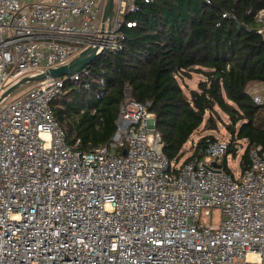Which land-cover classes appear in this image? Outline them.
<instances>
[{"label":"built area","instance_id":"built-area-1","mask_svg":"<svg viewBox=\"0 0 264 264\" xmlns=\"http://www.w3.org/2000/svg\"><path fill=\"white\" fill-rule=\"evenodd\" d=\"M107 1L0 0V98L88 49L117 50L138 0H115L105 34ZM85 69L0 102V264H264V146L239 173L226 162L242 161L245 140L173 164L150 104L126 86L111 141L82 151L54 102ZM247 94L264 107V84Z\"/></svg>","mask_w":264,"mask_h":264},{"label":"trees","instance_id":"trees-1","mask_svg":"<svg viewBox=\"0 0 264 264\" xmlns=\"http://www.w3.org/2000/svg\"><path fill=\"white\" fill-rule=\"evenodd\" d=\"M262 10L264 0H138L127 16L136 26L123 29L119 48L66 83L54 102L68 143L82 151L108 144L128 86L135 101L150 104L171 162L184 158L203 124L218 129L220 110L229 117L231 139L248 144L241 161L247 168L250 151L264 146V107L247 94L249 86L264 84ZM193 74L204 80L187 95L181 82ZM216 140L201 138L191 157H203L201 150Z\"/></svg>","mask_w":264,"mask_h":264},{"label":"rangeland","instance_id":"rangeland-1","mask_svg":"<svg viewBox=\"0 0 264 264\" xmlns=\"http://www.w3.org/2000/svg\"><path fill=\"white\" fill-rule=\"evenodd\" d=\"M204 80V77L200 74H193L192 79H185L184 81H182V85H183V89L186 92L187 95H189V91L191 89H197L198 88V84ZM35 83H31V84H26L23 85L21 87H19L11 96L12 97H16L19 96L21 94H23L24 92H26L27 90H29ZM219 111V118H217L218 122V129L213 131V130H208L206 129L205 124H203L199 130H197L191 137V139L188 141V143L185 145V147L183 148V152H184V158L182 159V162H184L185 160L188 159L189 156H191V152L193 151V147L195 146V144L203 137L205 136H214L217 140H229L231 139V134L228 132V130L226 129V125L229 124L230 120L229 117L224 114L223 112ZM247 143L244 144V147L247 148ZM240 157L238 158H234V157H229V161L226 162L228 168L233 172H241L242 168L240 166ZM206 162L210 163L209 160H207L205 157L203 158ZM177 162H173V164H175ZM212 223L214 225L218 224L221 220V211L219 209H215L213 210L212 213Z\"/></svg>","mask_w":264,"mask_h":264},{"label":"water","instance_id":"water-1","mask_svg":"<svg viewBox=\"0 0 264 264\" xmlns=\"http://www.w3.org/2000/svg\"><path fill=\"white\" fill-rule=\"evenodd\" d=\"M115 0H108L103 17V32L107 34L110 31L112 17L114 13ZM264 37V30L261 31ZM99 56L96 55V50L88 49L84 51L79 57L71 61L69 64L62 65L57 68L48 70L46 73L21 79L18 83L7 89V91L1 96L0 102L8 97H10L19 87L43 81L47 78H58L62 76H71L75 73L81 72L87 66H89L93 61H95ZM127 148H125L123 155H126Z\"/></svg>","mask_w":264,"mask_h":264}]
</instances>
